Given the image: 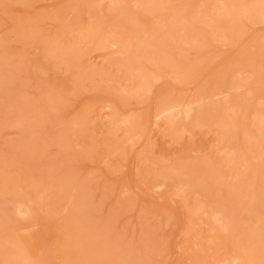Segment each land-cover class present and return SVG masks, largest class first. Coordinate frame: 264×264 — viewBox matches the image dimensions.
I'll list each match as a JSON object with an SVG mask.
<instances>
[{"label": "rangeland", "instance_id": "1", "mask_svg": "<svg viewBox=\"0 0 264 264\" xmlns=\"http://www.w3.org/2000/svg\"><path fill=\"white\" fill-rule=\"evenodd\" d=\"M87 263L264 264V0H0V264Z\"/></svg>", "mask_w": 264, "mask_h": 264}, {"label": "bare ground", "instance_id": "2", "mask_svg": "<svg viewBox=\"0 0 264 264\" xmlns=\"http://www.w3.org/2000/svg\"><path fill=\"white\" fill-rule=\"evenodd\" d=\"M252 6H253V4H252ZM245 8V7H244ZM254 8V7H253ZM258 8V7H257ZM254 19V18H253ZM262 19V18H261ZM67 239V238H66ZM68 240V239H67ZM71 243V242H70ZM73 245V244H72ZM75 245V244H74ZM72 247V246H71ZM94 251V250H93ZM97 251V250H96ZM88 264V263H87Z\"/></svg>", "mask_w": 264, "mask_h": 264}]
</instances>
